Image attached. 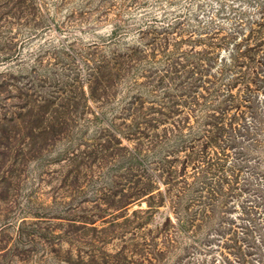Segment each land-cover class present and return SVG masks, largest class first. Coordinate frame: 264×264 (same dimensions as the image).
<instances>
[{"label":"rangeland","instance_id":"rangeland-1","mask_svg":"<svg viewBox=\"0 0 264 264\" xmlns=\"http://www.w3.org/2000/svg\"><path fill=\"white\" fill-rule=\"evenodd\" d=\"M258 1L0 0V264H237L234 244L246 264L264 256V210L242 212L255 195L199 220L186 202L179 232L158 177L180 136L201 134L186 62L209 45L226 57L234 17ZM252 164L244 188L264 196ZM246 226L259 249L235 242Z\"/></svg>","mask_w":264,"mask_h":264},{"label":"trees","instance_id":"trees-1","mask_svg":"<svg viewBox=\"0 0 264 264\" xmlns=\"http://www.w3.org/2000/svg\"><path fill=\"white\" fill-rule=\"evenodd\" d=\"M252 6L256 9L255 17L239 11L234 17L235 24L229 27L230 33L223 37L222 42L230 45L225 48L226 57L219 58L214 46L209 45L203 57H196L185 65L190 84L195 85L190 104L198 118L204 119L201 134L187 145H183L186 140L180 136L182 156L174 164L161 168L158 175L166 186L163 192L159 191L161 202L165 198L172 201L176 215L173 226L179 232L193 225L194 219L186 213V202L198 206L197 220L204 219L226 205L238 190L258 199L247 197L248 208L243 206L242 212L248 214L252 212L250 209L259 207L264 210V196L253 192L256 189L244 188L250 183L241 179L245 168L253 163L252 172L259 177L260 189L264 190V0ZM177 132L182 134V128H177ZM252 153L257 156L250 158ZM147 180L151 182L138 194L152 199L153 179ZM152 205L158 204L150 201L148 206ZM168 222L169 216L165 223ZM249 229V226L243 227L240 232L244 237L234 240L247 249H259L250 242ZM259 245H263L264 252V234L259 236ZM232 248L239 254H233L235 263L246 264V252L242 253L239 245L234 244ZM255 262L264 264V256Z\"/></svg>","mask_w":264,"mask_h":264}]
</instances>
